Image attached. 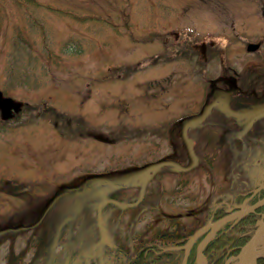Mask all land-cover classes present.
Returning a JSON list of instances; mask_svg holds the SVG:
<instances>
[{
	"label": "rangeland",
	"instance_id": "obj_1",
	"mask_svg": "<svg viewBox=\"0 0 264 264\" xmlns=\"http://www.w3.org/2000/svg\"><path fill=\"white\" fill-rule=\"evenodd\" d=\"M260 1L0 0V90L22 104L16 119L0 120V178L26 185L21 199L0 179V228L34 222L56 190L91 177L120 184H88L62 197L37 228L2 235L0 264H112L102 250L165 230L169 214L188 224L221 199L233 200L232 185L242 182L239 191L264 179V162L257 167L264 149L247 143L264 114L222 109L188 130L197 165L183 175L162 167L141 182L130 179L171 155L187 165L180 130L212 99L264 108V74L247 90L238 77L256 67L255 78L264 65ZM257 37L259 55L247 51ZM53 112L82 118L85 129L76 136L55 129ZM165 123L177 126L173 147ZM263 134L255 135L264 141Z\"/></svg>",
	"mask_w": 264,
	"mask_h": 264
},
{
	"label": "trees",
	"instance_id": "obj_2",
	"mask_svg": "<svg viewBox=\"0 0 264 264\" xmlns=\"http://www.w3.org/2000/svg\"><path fill=\"white\" fill-rule=\"evenodd\" d=\"M190 44L191 42L189 40L184 41L181 51L186 53L188 51L187 49L190 48ZM32 111L35 113L47 112L43 108H33ZM52 122L57 123V126H55L57 130L60 129L61 131H64L66 129L70 132L69 135L72 136H76L80 129H85L81 118H68L67 116H64L63 113L59 112H53ZM149 130L151 132L154 131L152 129ZM156 131L160 132L159 129ZM128 134L129 133L126 132V135ZM1 180L6 181L5 179ZM6 183L8 186H4L2 189L7 191L6 193L8 195L15 197L18 196L21 199L24 198L26 191L23 190V188H25L26 185L22 183L17 184L11 180L6 181ZM262 195H264V191L262 192ZM208 214L210 215V212ZM218 215H223L221 209L219 210ZM256 216V214H248L234 226L230 227V225H227L225 228L221 229L213 239L208 242L203 250L207 259V264H225L229 257L236 256L241 247L250 238L254 229V222L257 218ZM194 223L195 222L181 225L177 219L171 218L169 220L170 226L166 230L156 228L150 238H142L136 245L132 244L127 248L118 247L112 250V253L110 254H108L109 250H102V253L108 256L111 255L112 264H181L183 252L177 250L168 251L163 250V248L174 245L181 239L185 240L195 230ZM99 252L101 253V249H99ZM187 264H196L195 248L192 249ZM256 264H264V257H260Z\"/></svg>",
	"mask_w": 264,
	"mask_h": 264
},
{
	"label": "water",
	"instance_id": "obj_3",
	"mask_svg": "<svg viewBox=\"0 0 264 264\" xmlns=\"http://www.w3.org/2000/svg\"><path fill=\"white\" fill-rule=\"evenodd\" d=\"M256 46H253L252 48H255ZM21 102H16L15 100H13L10 97H3L2 92L0 91V112H1V118L3 120H7L9 118H12L14 115L13 113H18L21 110ZM211 108V106H208L204 112L197 118L195 119H191L188 122L185 123V125L183 126L182 129V136L183 139L186 143L187 146V150L189 153V157L191 159V164L188 167H182L181 165H179V163L173 162L171 160H164V161H160V162H156V163H150L148 165H146L140 172L139 174L143 175L144 177L147 176L149 174V172L157 170L159 167L163 166V165H174V166H178L181 170H185V169H189L191 168L194 164H195V155L193 153V143L191 140H189L187 138V128L191 125V124H195L197 122H201L207 115L209 109ZM261 112V111H258ZM110 182L109 179L103 178V177H97L93 179V182L95 183H99V182ZM264 188V185L260 186L256 191H259L260 189ZM71 190V188L69 189ZM63 194H58V195H54L43 207V209L41 210L40 216L37 219V221L29 226H23V225H19L16 227H8V228H4V229H0V235L8 232V231H12V232H17L20 230H24V229H28V228H33L35 226H37L42 219L44 218V216L48 213V211L53 207V205L58 201V199L63 196ZM264 204V199L261 200L260 202L254 204L251 207L245 208V209H240L239 206L236 207H232V208H228L226 210L227 215L215 222H213L212 224H207L204 225L203 227L199 228L191 237H189L187 239V241L181 245V246H176V247H169L168 249H173V248H177L179 250H183L184 251V256H183V260H182V264H187V257L188 254L190 252L191 247L193 246V244L196 242V240L198 239V237L206 230H209V232L206 234V236L204 237V239L198 244L197 246V261L200 262V258L199 256H202V252L200 250V246L201 244L207 240L220 226H222L223 224H225L228 221H231L235 218H240L250 212H253L255 209L259 208L261 205ZM263 218H264V214L262 215L260 221L256 224V229L254 230V233L252 234L251 238L248 240V242L242 247L240 253L237 256V259L239 261L240 264H256V260L259 257V255H256V247H257V242L259 240V237L263 234L264 232V222H263ZM204 264H206V260L205 258H203Z\"/></svg>",
	"mask_w": 264,
	"mask_h": 264
},
{
	"label": "flooded vegetation",
	"instance_id": "obj_4",
	"mask_svg": "<svg viewBox=\"0 0 264 264\" xmlns=\"http://www.w3.org/2000/svg\"><path fill=\"white\" fill-rule=\"evenodd\" d=\"M260 9H261V12H260V14H261V18L263 19V21H264V0H261L260 1ZM258 40H259V38H257ZM261 40H263V39H261L260 38V40H259V42L262 44V41ZM261 51H258V55H259V53H260ZM264 67V66H263ZM260 79H262V78H258V77H255L254 78V76H249L248 77V79L246 80V82H245V85H246V89H251V87L250 86H253V85H256L257 83H260V82H258V80H260ZM263 79H264V77H263ZM261 81V80H260ZM261 83H264V81H262ZM264 93V92H263ZM217 100V102H218V107H220V108H222V104H224L225 103V101H223V100H221V99H216ZM239 103V105H236L238 108H239V112H241L242 114H243V108H244V106H246V104L247 103H245V104H243V103H240V102H238ZM241 113H239V114H241ZM214 125V124H213ZM261 124H259V125H254L255 127V129H258V128H262V130H261V134H262V132H264V124H262L261 126H260ZM201 135H205V132L204 131H199L198 132V136L199 137H201ZM169 136H170V133H169ZM259 140H261V145H263V143H264V141H263V139H261L260 137L258 138ZM170 141V143H172L173 141H171V140H169ZM257 143H260L259 141H257ZM256 142L254 143L255 145H258ZM261 145H259V146H261ZM172 156H174V155H172ZM171 156V157H172ZM204 158V157H203ZM172 159H175V160H178L179 161V159H176V158H172ZM209 159H207V161H208ZM245 181H243V183H244ZM240 183H242V182H240ZM240 183H238L237 185H234L235 186V188H237L238 186H239V184ZM250 190H247L246 192H238V193H236V196L234 197V199H235V203H234V205H238V204H240L241 202L240 201H238L239 200V196L240 195H244V194H247L248 192H249ZM260 193H262V192H259L258 194H257V196L260 194ZM247 198H248V200H249V202L250 203H253L252 201L254 200V196L252 197L251 195L249 196H247ZM255 202V201H254ZM226 202L223 200V201H221V204H225ZM262 211H264V207L261 209V210H259L258 211V213L259 212H262ZM215 218H216V215L214 216ZM213 217V218H214Z\"/></svg>",
	"mask_w": 264,
	"mask_h": 264
},
{
	"label": "bare ground",
	"instance_id": "obj_5",
	"mask_svg": "<svg viewBox=\"0 0 264 264\" xmlns=\"http://www.w3.org/2000/svg\"><path fill=\"white\" fill-rule=\"evenodd\" d=\"M261 241H263V242H264V237H262V238H261Z\"/></svg>",
	"mask_w": 264,
	"mask_h": 264
}]
</instances>
